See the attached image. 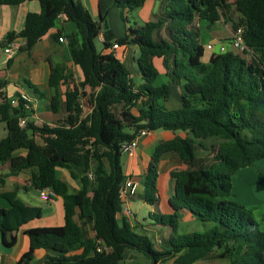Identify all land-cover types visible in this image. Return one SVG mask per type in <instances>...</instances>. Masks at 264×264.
Segmentation results:
<instances>
[{"label": "trees", "instance_id": "obj_1", "mask_svg": "<svg viewBox=\"0 0 264 264\" xmlns=\"http://www.w3.org/2000/svg\"><path fill=\"white\" fill-rule=\"evenodd\" d=\"M25 1L38 2L40 12L29 13L24 29L8 33L4 44L22 37L26 50H30L59 19L71 23L74 32L62 35L60 31L54 38L66 40L81 80L67 91L62 106L65 115L53 127L30 122L20 127L19 118L29 117L31 112L24 110L19 95L13 106L0 94V121L7 129L0 141V164L7 163L11 172L30 170L32 188H49L63 204L62 225L24 230L29 247L18 264L29 263L38 249L46 252L47 264H124L127 250L140 254L147 264L170 258L173 264H194L204 259L264 264V230L253 209L229 198L233 175L264 159V0H166L159 16L138 28H127L122 38L114 40L120 46L137 47L135 65L142 79L137 86L115 54L105 52L111 50V38H105L99 50L95 43L110 9L132 11L144 0H98L96 21L75 0H0V5L16 6ZM231 9L239 15L232 29L242 27L251 59L247 61L245 53L226 51L202 62L197 20L215 21ZM154 58H162L166 76L181 85L182 104L178 109L164 106L169 87L157 84ZM63 73V65L50 64L48 85L53 94L48 108L53 113L61 110L55 93L59 82L68 79ZM27 85L35 97L41 96L35 86ZM81 97L91 107L86 115L79 103ZM140 130L189 133L186 138L154 148L140 181L143 193L133 196L148 205L154 203L158 164L164 154L175 153L187 164L188 169L171 173L175 182L170 200L173 213L153 218L171 229L167 247L156 244L155 248L146 235L136 233L128 221L118 217V188L125 178L121 146ZM36 134L43 136L42 146L36 143ZM209 136L220 141L209 147L214 162L199 167L195 158L197 141ZM20 149L26 154L13 156ZM57 168L66 169L72 179H78L80 188L71 189L59 179ZM3 183L0 177V185ZM0 198L9 205L0 207L1 244L11 247L15 238L7 241L6 234L14 235L29 221L40 218L42 210L25 205L15 191L0 192ZM181 210L197 221L210 223L204 224L209 228L178 233ZM98 240L106 250L96 251Z\"/></svg>", "mask_w": 264, "mask_h": 264}, {"label": "crops", "instance_id": "obj_2", "mask_svg": "<svg viewBox=\"0 0 264 264\" xmlns=\"http://www.w3.org/2000/svg\"><path fill=\"white\" fill-rule=\"evenodd\" d=\"M75 1H79L87 9L94 21L98 19V0ZM165 4L166 0H144L141 7L132 11L127 9L121 11L119 8H112L108 12L105 21L102 23L99 35L103 41L105 38H111L110 42L112 43L114 40L122 38L127 28H138L149 21L153 16H159ZM39 12L40 6L36 1H25L16 6L0 5V44H3L0 46V94L13 106L17 105L18 95L21 93L29 94L33 98V110L30 116L26 117V123L30 122L37 126L46 124L53 127L59 123L65 115L64 111H62V106L67 91L72 88L73 84L81 80L80 70L73 63L72 54L66 40L59 42L54 38L60 31H62V35L67 32H74V25L59 19L55 27L51 28L30 50H26V41L24 38L16 37L11 42L14 53L11 56H7L3 51L7 46V44H4L7 34L10 32L22 31L27 15L29 13L38 14ZM238 18V13H236L234 9H231L228 12L222 13L219 19L215 21L197 20V25L200 29L199 41L202 48V62L206 63L211 55L218 53L220 45H224L227 51L238 53L228 45L230 34L233 31V21H237ZM122 19H125L124 22ZM129 22H132L134 27H130ZM161 34L163 37H166L163 29L161 30ZM98 43L102 47V42L98 41ZM208 44L213 45L212 51L207 50L206 46ZM109 51L111 50L108 49L105 52ZM137 55L138 49L135 45H123L115 51V56L126 66L136 86L142 83L141 76L135 65ZM245 58L249 61L251 56L245 55ZM153 63L159 73L157 84H166L169 87L168 97L165 100L164 106L167 109L180 108L182 104L181 85H179L178 82H172L171 79L166 76L162 58H154ZM50 64L63 65V75L68 76V79L59 82L55 93L61 104L59 113H53L48 108L53 94L48 85ZM27 84L35 86L39 90L41 96L35 97ZM40 100H42L41 103ZM79 103L83 115H86L91 110V107L86 104V98L81 97ZM6 135V125L4 122L0 121V141L3 140ZM187 136H189V133L186 131L173 132L168 130L150 131L146 135L139 136L133 151L128 154H121L120 156L124 177L133 178L140 182L150 162L151 154L158 144L169 142L177 138H186ZM34 139L38 145H43V136L36 134ZM219 142L217 137L212 136L201 138L197 141V150L195 151L197 166L207 167L214 162V155L211 153L209 147ZM44 152L52 158L55 156L54 152L48 150H44ZM25 154L26 151L20 149L17 150L13 156H24ZM186 169H188L187 164L175 153H166L161 157L158 164L154 203L148 205L138 198H132L130 202V210L133 217L131 226L134 230H138L139 234H144V232L149 229H151L150 231L157 232V230L162 227L166 229L169 238L171 233L170 227L144 222H147L146 215L150 218L152 213L155 215H168L173 213L174 210L170 205V200L173 199L175 194V182L171 177V173ZM55 173L56 176L66 182L71 189L78 190L80 188L79 180L72 179L66 169L57 168ZM0 177L4 180V183L0 185V192L15 191L16 197L25 205L39 207L42 210V216L40 218L29 221L14 233V235L6 234L5 237L7 241H9L12 236L15 238V242L11 247H4L0 239V264H18L19 258L29 247V242L24 235V230L33 227L62 225L64 222L63 204L61 198L56 195L51 197V200L48 202H44L40 199L38 190L31 186L30 170L11 172L8 164L4 163L0 164ZM232 186V193L229 197L231 200L248 208H255L254 210L260 208L258 207L259 205L257 206L256 204L259 202L257 201L259 199L258 195H260V197L261 194L264 195V159L255 161L252 165L239 169L232 177ZM142 193L143 187L140 183L137 194L141 195ZM261 200H264V196H262ZM259 204L264 205L262 201H260ZM0 207H9L8 202L0 198ZM261 208L253 212L256 216L260 214L259 220L260 222H264V211H262ZM140 220L144 224L140 222ZM196 221L197 220L193 218L189 212L181 210L178 217V231L180 224H189ZM207 227L209 228V226ZM168 238L164 239L165 242ZM158 241L159 240H155L156 244ZM157 245L160 246L161 244ZM126 252L135 251L127 250ZM126 252H124V254ZM45 257L46 252L43 249H38L34 253V258L27 264H45ZM143 260L145 264L148 263L144 258ZM211 260L215 259L199 260L194 264H208Z\"/></svg>", "mask_w": 264, "mask_h": 264}, {"label": "built area", "instance_id": "obj_3", "mask_svg": "<svg viewBox=\"0 0 264 264\" xmlns=\"http://www.w3.org/2000/svg\"><path fill=\"white\" fill-rule=\"evenodd\" d=\"M242 35H243L242 27H237L236 29H233V31L230 34L228 45H230L238 53H245V55L248 54L250 55L251 50L245 45ZM97 40L99 42L103 41L100 35H98ZM59 41L63 42L64 39L60 38ZM119 47L120 45H118V43L113 42L111 45V52L115 54V51L119 49ZM206 48L207 50L212 51L213 45L208 44ZM3 51L7 56H11L14 53L13 45L11 43L7 44V46L3 49ZM226 51L227 49L224 45L219 46L218 53H224ZM18 100H20L23 103V108L25 111L32 112L33 98L29 94L21 93L18 97ZM18 124L20 127H24L26 125V117H20L18 120ZM147 133H149V131L140 130L139 133L130 142L124 143L121 146V154L131 153L133 149L136 147L137 138L139 136L146 135ZM89 177H91V173L89 174ZM139 185L140 182L136 179L124 178V180L121 182L118 188V198L120 200V212L118 213V217L124 218L130 224L133 221L132 213L130 210V202L133 196L137 194ZM38 192L40 199L43 200L44 202H48L49 200H51V197L55 195L53 191L50 190L49 188L38 190ZM103 250H106V247L101 240H98L96 244V251L102 252Z\"/></svg>", "mask_w": 264, "mask_h": 264}, {"label": "rangeland", "instance_id": "obj_4", "mask_svg": "<svg viewBox=\"0 0 264 264\" xmlns=\"http://www.w3.org/2000/svg\"><path fill=\"white\" fill-rule=\"evenodd\" d=\"M122 20L124 22L125 19H122ZM129 23H130V27H134L132 22H129ZM95 44H96L95 45L96 49L99 50L100 47H101L100 44L98 42H96ZM250 56H251V54H250ZM41 101L42 100H40V103H41ZM262 196H264V195L261 194V197H260V195H258L259 199L257 201H259V202L262 201V203H264V200H261ZM259 202H257L256 205L257 206L259 205L258 207H260V208L262 206L261 209H262V211H264V205L259 204ZM249 208H252V207H249ZM260 208H258L257 210H254L255 208H252V209H253V211H258ZM151 215L152 216L150 218H148L147 215H146L147 222H144V223L158 224L153 219L155 214L152 213ZM254 217H255V219L257 218L256 220L259 222L261 229L264 230V222H260V220H259L260 219V214H258L257 216L254 214ZM140 222H142V221L140 220ZM204 224H210V223H208V222L203 223V222H200V221H196V222L189 223V224L188 223L187 224H183V225L180 224L178 232L180 234H186V233H190V232H203V231H205V229L208 228L207 227L208 225H204ZM150 230L151 229H149L146 232H144V235H146L151 240V242L153 243L154 247L157 248L155 240H159L157 242V244H161L160 246L167 247V245L165 243V240H164V239L168 238V234L166 232V229L161 227V229H158L157 232L150 231ZM134 231L136 233L139 232L138 230H134ZM173 260H174L173 258H170L167 261H165L163 263H159V264H173ZM226 262L227 261H225V260L215 259V260H211L208 264H226ZM124 264H145V262H144L143 258L140 255H138L136 252H126L124 254Z\"/></svg>", "mask_w": 264, "mask_h": 264}]
</instances>
